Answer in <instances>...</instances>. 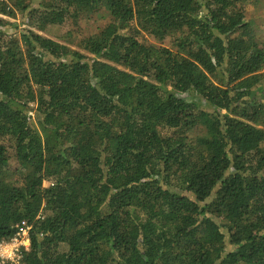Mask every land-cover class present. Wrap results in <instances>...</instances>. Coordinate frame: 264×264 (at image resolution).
<instances>
[{
    "label": "trees",
    "instance_id": "1",
    "mask_svg": "<svg viewBox=\"0 0 264 264\" xmlns=\"http://www.w3.org/2000/svg\"><path fill=\"white\" fill-rule=\"evenodd\" d=\"M23 221V264H264V0L1 1L0 242Z\"/></svg>",
    "mask_w": 264,
    "mask_h": 264
},
{
    "label": "built area",
    "instance_id": "2",
    "mask_svg": "<svg viewBox=\"0 0 264 264\" xmlns=\"http://www.w3.org/2000/svg\"><path fill=\"white\" fill-rule=\"evenodd\" d=\"M29 229L27 223L23 221L17 226L15 235L9 241L0 242V264H23V252L28 251L30 244Z\"/></svg>",
    "mask_w": 264,
    "mask_h": 264
},
{
    "label": "rangeland",
    "instance_id": "3",
    "mask_svg": "<svg viewBox=\"0 0 264 264\" xmlns=\"http://www.w3.org/2000/svg\"><path fill=\"white\" fill-rule=\"evenodd\" d=\"M253 10V12L251 13V14H249V15H247V18H252V17H254V14L256 13V12H258L259 11V9H256V8H252V9H250V8H248V12H250V11H252ZM259 13H261V10L257 13V14H259ZM7 22H9L10 24H13L14 25V28L15 27H17V29L18 30H22L23 29V23L25 22V20H23L22 18H21V16L17 13V16L15 17V18H12V17H3ZM262 23V22H261ZM83 30H84V32L85 33H87V32H90L91 31V26L90 27H87V26H85L84 28H83ZM6 31L9 33V34H12L14 31H13V29L12 28H10V27H8L7 29H6ZM50 31V33H48L47 34V36H57V30H49ZM144 39H147V41L150 43V44H157L155 41H154V39L153 38H150V37H148V36H146V35H144ZM167 43V42H166ZM164 45H165V43H164ZM33 108H35L34 106H33ZM12 178H14V175H13V177ZM50 185V181H46V182H44L43 183V186L44 187H47V186H49Z\"/></svg>",
    "mask_w": 264,
    "mask_h": 264
},
{
    "label": "clouds",
    "instance_id": "4",
    "mask_svg": "<svg viewBox=\"0 0 264 264\" xmlns=\"http://www.w3.org/2000/svg\"><path fill=\"white\" fill-rule=\"evenodd\" d=\"M29 247H30V244H29ZM28 250H29V248H28Z\"/></svg>",
    "mask_w": 264,
    "mask_h": 264
}]
</instances>
